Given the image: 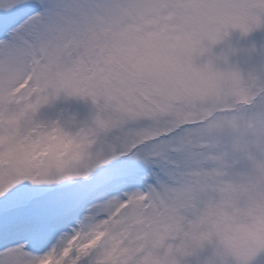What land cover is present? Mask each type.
Instances as JSON below:
<instances>
[{
  "label": "snow or ice",
  "instance_id": "snow-or-ice-1",
  "mask_svg": "<svg viewBox=\"0 0 264 264\" xmlns=\"http://www.w3.org/2000/svg\"><path fill=\"white\" fill-rule=\"evenodd\" d=\"M178 7L0 0V264H139L137 218L204 174L192 134L219 102ZM60 88L95 109L75 165L48 161L68 140L36 118Z\"/></svg>",
  "mask_w": 264,
  "mask_h": 264
},
{
  "label": "clouds",
  "instance_id": "clouds-1",
  "mask_svg": "<svg viewBox=\"0 0 264 264\" xmlns=\"http://www.w3.org/2000/svg\"><path fill=\"white\" fill-rule=\"evenodd\" d=\"M175 3L178 25L199 37L195 57L233 32L246 37L264 28V0ZM223 63V68L212 61L204 65L213 73L207 94L219 103L213 106L216 115L205 117V126L192 134L202 149L198 159L204 174L195 172L179 198H158L147 215L137 218L146 241L139 264H180L190 252L205 248L211 250L214 264H251L264 252V80L243 74L226 57ZM62 95L74 98L63 88L53 89L46 105ZM85 127L60 125L68 143L53 149L48 161L79 162L90 146ZM190 153L188 149L191 162Z\"/></svg>",
  "mask_w": 264,
  "mask_h": 264
},
{
  "label": "rangeland",
  "instance_id": "rangeland-1",
  "mask_svg": "<svg viewBox=\"0 0 264 264\" xmlns=\"http://www.w3.org/2000/svg\"><path fill=\"white\" fill-rule=\"evenodd\" d=\"M204 47H208L205 43ZM228 64L238 68L243 74L254 73L264 80V28L254 31L246 37L233 32L221 43L211 47L203 55L194 57L197 67L212 61L214 67L223 68L224 58ZM94 106L88 99L66 98L63 95L56 101L42 107L37 120L45 125L58 123L67 126L72 122L79 127L87 124L94 114ZM180 264H214L211 250H195L185 256ZM251 264H264V252L258 254Z\"/></svg>",
  "mask_w": 264,
  "mask_h": 264
}]
</instances>
